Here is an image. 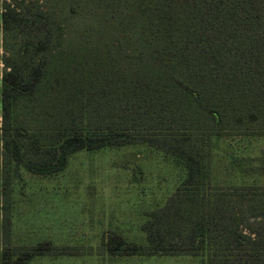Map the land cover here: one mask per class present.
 I'll use <instances>...</instances> for the list:
<instances>
[{
	"label": "trees",
	"instance_id": "1",
	"mask_svg": "<svg viewBox=\"0 0 264 264\" xmlns=\"http://www.w3.org/2000/svg\"><path fill=\"white\" fill-rule=\"evenodd\" d=\"M122 14L119 35L133 49H106L88 77L67 73L52 84L55 22L27 6L0 11L4 31L24 36L19 57H4L0 75V264L79 254L49 241L13 243L19 166L47 176L78 150L143 142L182 162L186 175L142 224L147 244L110 236L112 254L207 251V264H264V182L213 176L221 141L264 138V0H128ZM21 99L40 120L41 143L26 150V128L15 122ZM222 154L228 168L240 161Z\"/></svg>",
	"mask_w": 264,
	"mask_h": 264
},
{
	"label": "rangeland",
	"instance_id": "2",
	"mask_svg": "<svg viewBox=\"0 0 264 264\" xmlns=\"http://www.w3.org/2000/svg\"><path fill=\"white\" fill-rule=\"evenodd\" d=\"M127 1L0 0V11L7 5L27 6L45 11L55 22L52 33L58 37L52 39L47 71V79L53 84L63 74L89 75L106 49L117 53L133 49L119 35ZM23 39L20 31L6 32L0 25V75L5 68L4 57L17 59ZM35 103L41 111L42 100ZM33 114L30 104L21 99L15 122L26 128L22 131L25 150L34 141L41 143L40 131L35 128L40 120L35 122ZM219 147L220 156L213 168L218 183L264 182L252 174L264 173V165L259 166L264 162V138L226 139ZM222 151L240 161L228 168L229 159ZM29 156L24 154L25 160ZM18 173L12 180L10 196L13 243L49 241L71 246L79 253L36 257L27 264H207V251L196 255L112 254L110 236L135 245L147 244L142 224L165 204L186 175L182 162L145 142L78 150L52 175L33 174L23 166L18 167Z\"/></svg>",
	"mask_w": 264,
	"mask_h": 264
}]
</instances>
